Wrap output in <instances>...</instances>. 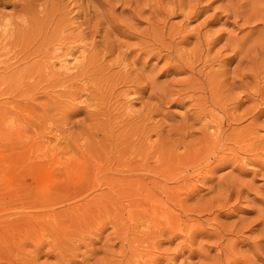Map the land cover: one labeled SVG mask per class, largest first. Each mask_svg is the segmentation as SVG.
I'll list each match as a JSON object with an SVG mask.
<instances>
[{"label": "rangeland", "instance_id": "obj_1", "mask_svg": "<svg viewBox=\"0 0 264 264\" xmlns=\"http://www.w3.org/2000/svg\"><path fill=\"white\" fill-rule=\"evenodd\" d=\"M0 264H264V0H0Z\"/></svg>", "mask_w": 264, "mask_h": 264}, {"label": "clouds", "instance_id": "obj_2", "mask_svg": "<svg viewBox=\"0 0 264 264\" xmlns=\"http://www.w3.org/2000/svg\"><path fill=\"white\" fill-rule=\"evenodd\" d=\"M14 123V121H10V124Z\"/></svg>", "mask_w": 264, "mask_h": 264}, {"label": "bare ground", "instance_id": "obj_3", "mask_svg": "<svg viewBox=\"0 0 264 264\" xmlns=\"http://www.w3.org/2000/svg\"><path fill=\"white\" fill-rule=\"evenodd\" d=\"M68 62V61H67ZM72 68V67H71ZM210 129V128H209Z\"/></svg>", "mask_w": 264, "mask_h": 264}]
</instances>
